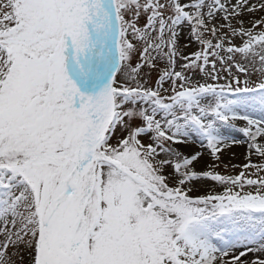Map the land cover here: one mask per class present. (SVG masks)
Here are the masks:
<instances>
[{"label": "snow or ice", "instance_id": "snow-or-ice-1", "mask_svg": "<svg viewBox=\"0 0 264 264\" xmlns=\"http://www.w3.org/2000/svg\"><path fill=\"white\" fill-rule=\"evenodd\" d=\"M0 264H264V0H0Z\"/></svg>", "mask_w": 264, "mask_h": 264}, {"label": "rangeland", "instance_id": "rangeland-1", "mask_svg": "<svg viewBox=\"0 0 264 264\" xmlns=\"http://www.w3.org/2000/svg\"><path fill=\"white\" fill-rule=\"evenodd\" d=\"M191 50L192 49H189V51H191ZM234 151L236 153V158L235 159H232L231 154H227L226 157H225L226 161L228 159H232V162L233 163H242L243 160H242L241 153L243 152V149L242 148H235Z\"/></svg>", "mask_w": 264, "mask_h": 264}]
</instances>
